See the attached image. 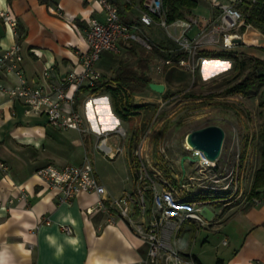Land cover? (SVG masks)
I'll use <instances>...</instances> for the list:
<instances>
[{"label": "crops", "instance_id": "obj_1", "mask_svg": "<svg viewBox=\"0 0 264 264\" xmlns=\"http://www.w3.org/2000/svg\"><path fill=\"white\" fill-rule=\"evenodd\" d=\"M141 1L115 0L120 17L136 26L138 32L161 36L158 32L163 27L158 18L153 17L149 24L141 20L145 11ZM0 10H9L17 21L16 28L12 29L0 16V53L15 42L20 43L22 53L19 74L0 68V160L7 166L0 168V264H157L147 260V243L124 219L117 217L113 223H108L101 213L93 211L96 193L83 191L70 202H59L57 191L48 187L36 173L37 168L49 162L78 164L87 157L93 162L97 178L108 196H120L129 191L123 186L115 193L107 187L91 156H94L100 133L119 121L110 87L117 86L114 76L124 66L137 69L136 63L147 56L148 50L138 42L120 41L119 52L101 53L96 63L102 75L101 85L96 89L83 85L74 91V107L83 115L89 129L83 133V138L76 129L50 125L43 114H26L24 103L10 99L5 87L24 80L28 85L49 90L63 75L82 71L80 53L87 49L85 30L91 17L104 18L102 6L97 0H0ZM190 17L192 12L185 20L166 23L164 39L159 42L173 43L174 36L196 31ZM240 46L237 51L264 58L263 51ZM169 51L178 52L176 46ZM225 57L231 58L209 57L199 69L201 80L210 81L219 75ZM126 58L133 59L131 64L126 63ZM47 70L48 75H45ZM105 73L110 79L103 77ZM145 73L148 74L147 70ZM72 91L73 88L69 92ZM107 144L113 149L121 147V151L126 148L120 138L113 135L107 137ZM253 172L250 181L245 182V198L238 203L231 204L232 199H223L214 191L198 189L203 187L202 181L190 186L186 196L202 201L199 213L203 222L183 219L180 227L171 233V243L185 256L195 255L206 264L196 250L197 243L202 249L205 243L210 244L209 232L218 231L223 249L214 264L217 259L221 260L220 264H264V199L255 203L247 196ZM130 187H134V182ZM258 196L264 197V188ZM213 197L219 199L213 200ZM216 202H224L217 212L210 209ZM62 225H69L72 231L66 232ZM182 228L189 236L185 248L180 247L178 239Z\"/></svg>", "mask_w": 264, "mask_h": 264}, {"label": "built area", "instance_id": "obj_2", "mask_svg": "<svg viewBox=\"0 0 264 264\" xmlns=\"http://www.w3.org/2000/svg\"><path fill=\"white\" fill-rule=\"evenodd\" d=\"M104 10V18L91 17L85 30L87 49L80 53L82 71L69 72L63 75L49 90L43 86H31L21 80L17 85L5 87L10 99H17L24 103L26 114L35 113L45 115L48 123L54 127L72 128L83 133L89 130L85 125L83 115L74 107V91L83 86H94L101 79V72L96 63L103 51L117 53L120 51V41L138 42L146 49H152L155 43L150 37L139 35L136 26L129 25L120 18L115 0H97ZM243 0H210L217 9L211 17H190V23L197 30L194 35H181L175 38L179 44L177 51L182 53L178 59L172 57L163 59L164 64L181 65L186 70L195 73L198 65L204 63L209 57L200 53L202 46H217L221 51L235 52L234 47L243 43L242 34L238 26L242 23L244 14L240 3ZM250 3L257 0H247ZM146 9L141 20L149 24L153 17H157L159 24L165 26V11L162 0H145ZM0 16L12 29L16 28L17 21L9 10H0ZM16 32V30H14ZM174 41V42H175ZM231 59V58H230ZM22 60L21 45L18 42L0 53V68H6L20 73L19 63ZM233 60V59H232ZM234 61V60H233ZM48 75V70L44 71ZM73 88L72 92H69ZM264 101V94L262 96ZM118 131L120 129L117 128ZM113 130V129H112ZM111 130L107 129L98 136L97 146L105 154L114 157L121 147L113 149L107 144V137ZM185 146L192 155L198 157V171L201 177H190L188 183L181 184L187 192L190 186L199 184L203 177L212 172L217 166V160H209L201 151L192 148L187 142ZM138 154L136 166V189L125 191L120 196H108L105 186L99 181L95 173L93 162L85 157L78 164L57 165L46 163L37 168L36 173L48 185L57 191L59 202H70L78 193L94 192L97 199L93 211L101 213L108 223H113L117 217L124 219L148 245L147 260L157 262L163 256L165 264H197L190 256H180L171 243V233L180 227L185 218H193L200 222L203 219L199 213L201 200L187 197L182 189H174L167 181L158 186L155 175L151 174L144 163L139 160L141 149H134ZM0 168L6 169V164L0 160ZM202 184V182H201ZM149 185V186H148ZM210 187V186H208ZM211 186L210 188H215ZM145 193H148L150 205L147 206ZM264 199L253 197V202L258 203ZM146 215L149 218L146 219ZM138 217L136 219L135 217ZM62 229L71 232L69 225H62ZM168 250V252H167Z\"/></svg>", "mask_w": 264, "mask_h": 264}, {"label": "rangeland", "instance_id": "obj_3", "mask_svg": "<svg viewBox=\"0 0 264 264\" xmlns=\"http://www.w3.org/2000/svg\"><path fill=\"white\" fill-rule=\"evenodd\" d=\"M240 7L244 14V6L240 5ZM216 12L217 9L212 6L210 0H198L197 6L192 10V16L207 18ZM244 19L245 14L242 23L237 28L244 39L242 45L264 52V32L256 25L246 23ZM160 27H163L160 31L158 30L161 36H155L153 32H136L141 36L144 34L150 37L153 42L157 43L160 39H164L163 35L165 36L164 26L160 25ZM195 32L193 30L189 35L192 36ZM180 36L181 34L174 36L172 40L175 41V38ZM174 46L179 49L176 41ZM210 46L212 45L202 46L201 51H221L217 46H212V48ZM146 50L149 52L146 54L148 56L143 57H147L144 63H146L148 74L153 81L164 82L166 88L171 91V95L164 97L163 92L159 93L150 87L131 93V101L141 104L148 103L147 109L128 120L119 117V121L117 119L110 129V135L120 138L121 143H124L127 149L120 150L114 157H111L97 147L94 156H91L98 173L103 175L104 184L113 189L115 193H119L123 186L130 192L136 189L138 154L133 149H141L139 160L144 163L151 174L155 175L158 186H162L160 184L167 181L174 189H182L184 194L185 191L181 184L188 183L190 177H201L197 167L198 157L193 156L185 146L186 135L192 129L208 124H218L225 132L217 160L218 166L212 168V172L207 174V177H203L201 184L203 187L198 189H206L209 193L214 191L223 199H232L231 204L243 200L245 185L250 181L253 169L260 163L259 133L264 126V109H262L264 84L253 86L247 94L230 93L226 87L252 71L255 67L252 60L253 55L237 51L234 47L238 60L245 61V67L235 69L234 61L225 57L226 60L221 62L219 75L210 81H205L201 80L199 73L203 63H200L195 73H192L176 62L164 64L163 59L165 58L156 54L149 56L150 51ZM125 61L131 64L133 59L126 58ZM103 77L110 79L106 73ZM98 142L97 138L96 146ZM132 146L134 148L131 151ZM133 182L134 187L131 188ZM208 186H216V189ZM145 199L149 206L148 193H145ZM212 199L219 198L213 197ZM223 203H213L210 209L217 212L222 209ZM135 218L138 219L137 216ZM186 232V229L182 228L178 236L181 248H185L186 240L189 241ZM221 239L222 236L218 231H213L209 232L210 244L205 243V246L200 249L196 242V250L204 263L214 264L216 257L222 254ZM173 247L180 256H185L175 245ZM156 263L165 264L163 256L159 257ZM168 264L172 263L169 261Z\"/></svg>", "mask_w": 264, "mask_h": 264}, {"label": "trees", "instance_id": "obj_4", "mask_svg": "<svg viewBox=\"0 0 264 264\" xmlns=\"http://www.w3.org/2000/svg\"><path fill=\"white\" fill-rule=\"evenodd\" d=\"M197 4L198 0H162L163 9L165 11V22L171 23L176 20H185L187 14L191 13L193 8H195ZM141 5L145 10L146 6L145 4H143V0L141 1ZM240 5L244 6V21L246 23L256 25L264 32V0H257L253 3H250L247 0H243ZM174 44V41L173 43L170 41H166L165 43H156L152 47V50L150 49L149 56H152V54H156L165 59L172 57L176 60L180 56H182V53L179 51H169V49L175 48ZM200 53L207 56L231 57L234 60L235 69L245 67V61L238 60V55L234 52L202 50L200 51ZM252 60L254 61L255 67L252 69V71H250L238 81L229 84L226 87V90L228 92H241L243 94H247L251 91L253 86L264 84V73L258 75L259 72L264 70V58L259 59L253 57ZM146 61L147 57H141L137 63V69L130 66H124L120 68L117 74L114 76V81L117 82V86H110L111 92L113 93L114 110L123 119L128 120L133 115L139 114L141 109H147L148 103H133L130 99L131 93L144 90L146 87H149V82L152 81L151 77L147 73H145L147 70V66L144 62ZM100 85V82L97 81L94 86L91 87L87 85L86 88L96 89ZM169 95H171V91L166 88L162 96L167 97ZM259 139L261 140V161L259 165L254 169L250 188L247 194L248 198L258 197L261 189L264 188V126L260 130ZM191 257L197 264H203L195 255H191ZM220 261V259H217L216 264H220Z\"/></svg>", "mask_w": 264, "mask_h": 264}, {"label": "water", "instance_id": "obj_5", "mask_svg": "<svg viewBox=\"0 0 264 264\" xmlns=\"http://www.w3.org/2000/svg\"><path fill=\"white\" fill-rule=\"evenodd\" d=\"M263 73L264 70L258 75ZM148 86L159 93L165 90V84L162 82L151 81ZM224 136V129L220 125L208 124L190 130L185 139L192 148L200 150L203 156L209 160H215L221 152Z\"/></svg>", "mask_w": 264, "mask_h": 264}]
</instances>
